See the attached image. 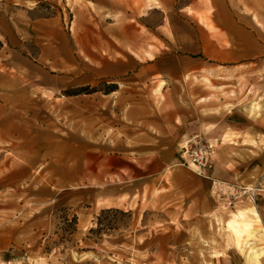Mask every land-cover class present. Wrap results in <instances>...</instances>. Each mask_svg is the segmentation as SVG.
I'll list each match as a JSON object with an SVG mask.
<instances>
[{
	"label": "rangeland",
	"instance_id": "1",
	"mask_svg": "<svg viewBox=\"0 0 264 264\" xmlns=\"http://www.w3.org/2000/svg\"><path fill=\"white\" fill-rule=\"evenodd\" d=\"M147 1L0 0V264H264V36L174 58Z\"/></svg>",
	"mask_w": 264,
	"mask_h": 264
},
{
	"label": "crops",
	"instance_id": "2",
	"mask_svg": "<svg viewBox=\"0 0 264 264\" xmlns=\"http://www.w3.org/2000/svg\"><path fill=\"white\" fill-rule=\"evenodd\" d=\"M153 1L146 11L159 12L160 21L153 27L147 19L142 23L148 24L146 28L151 34L158 38L163 36L174 58L179 56L183 60H194L200 65H226L253 57L254 51L260 49L258 36H264V0ZM139 2L148 3L147 0ZM145 16L136 15V19L142 20ZM138 33L139 30H133V42L138 41ZM154 54L153 51L144 52L143 56L134 53L141 61L153 59ZM183 70L175 67L172 74L176 76ZM255 203L257 207L264 204V190L259 193ZM229 260L230 264H236L233 258Z\"/></svg>",
	"mask_w": 264,
	"mask_h": 264
},
{
	"label": "built area",
	"instance_id": "3",
	"mask_svg": "<svg viewBox=\"0 0 264 264\" xmlns=\"http://www.w3.org/2000/svg\"><path fill=\"white\" fill-rule=\"evenodd\" d=\"M209 150L210 146L207 144H202L198 141L193 142L191 145H187L183 149L182 158L189 165L196 166L197 168H210L209 165ZM213 185L218 189H228L224 183L213 181ZM261 189L258 187H246L239 188L237 195H234L235 198H240L241 196L249 199L252 202H256L257 196L261 193Z\"/></svg>",
	"mask_w": 264,
	"mask_h": 264
},
{
	"label": "trees",
	"instance_id": "4",
	"mask_svg": "<svg viewBox=\"0 0 264 264\" xmlns=\"http://www.w3.org/2000/svg\"><path fill=\"white\" fill-rule=\"evenodd\" d=\"M96 220H100V216H97V218H96ZM72 223H73V225H75L76 224V217H73V219H72V221H71ZM91 232H94L93 230H91Z\"/></svg>",
	"mask_w": 264,
	"mask_h": 264
},
{
	"label": "bare ground",
	"instance_id": "5",
	"mask_svg": "<svg viewBox=\"0 0 264 264\" xmlns=\"http://www.w3.org/2000/svg\"><path fill=\"white\" fill-rule=\"evenodd\" d=\"M195 167V166H194Z\"/></svg>",
	"mask_w": 264,
	"mask_h": 264
}]
</instances>
